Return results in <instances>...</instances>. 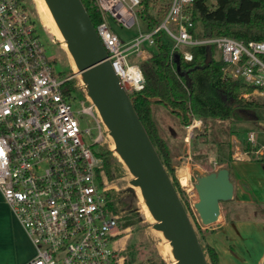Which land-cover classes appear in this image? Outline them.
I'll return each mask as SVG.
<instances>
[{
  "label": "built area",
  "instance_id": "2783aa9c",
  "mask_svg": "<svg viewBox=\"0 0 264 264\" xmlns=\"http://www.w3.org/2000/svg\"><path fill=\"white\" fill-rule=\"evenodd\" d=\"M91 1L102 16L95 27L108 60L129 94L145 81L140 62L130 63V57H149L159 37L170 42V61L181 53L191 61L194 46L212 48L225 63L224 75L254 84L253 94L264 100V41L197 36L189 10L194 0H171L156 23L140 14L141 0ZM113 22L139 32L125 39ZM46 43L26 0H0V192L35 247L25 264H125L121 214L112 204L105 158L93 148L108 136L94 106L75 86L68 88L71 77L58 69ZM195 122L201 120L187 126V143ZM257 133L249 131L246 139L253 148ZM234 143V157H245L242 143ZM179 181L189 198L197 197L193 184L190 194Z\"/></svg>",
  "mask_w": 264,
  "mask_h": 264
},
{
  "label": "water",
  "instance_id": "95a60500",
  "mask_svg": "<svg viewBox=\"0 0 264 264\" xmlns=\"http://www.w3.org/2000/svg\"><path fill=\"white\" fill-rule=\"evenodd\" d=\"M44 1L67 45L76 73L72 78L76 92L94 106L113 143L108 160L121 163L129 175L128 186L121 191L123 198L115 207L122 214L140 212L144 216L142 201L153 220L151 229L169 244L173 264H211L201 239L208 238L212 225L223 220L222 203L234 198L230 169L223 166L195 178L198 198L194 207L206 226V232L199 235L178 186L136 110L135 96L129 94L108 60L83 0ZM208 50L209 62L212 52L210 47ZM189 118L193 120L191 115Z\"/></svg>",
  "mask_w": 264,
  "mask_h": 264
},
{
  "label": "trees",
  "instance_id": "16d2710c",
  "mask_svg": "<svg viewBox=\"0 0 264 264\" xmlns=\"http://www.w3.org/2000/svg\"><path fill=\"white\" fill-rule=\"evenodd\" d=\"M170 1L141 0L140 14L149 23L159 22L166 14ZM83 2L93 23L98 25L102 16L97 6L91 0ZM151 9H157V13L154 15L150 12ZM189 10L192 20L201 23L197 36L226 35L243 41H264V0H194ZM157 38L158 50L140 62L145 79L144 87L130 95L135 96L136 110L182 197L189 201V196L181 188L172 160L176 147L160 133L158 106L162 105L177 115L181 126L187 128L191 123L190 115L232 122H264V100L253 94L257 89L254 84L225 76V63L216 58L214 53H211L208 62V46L191 47V61L183 60L181 52L178 60L170 61V42ZM67 85L69 89H74L72 81ZM243 147L253 160L264 164V150L257 152V148L250 146L245 139ZM229 156L231 158L228 160H231L232 153H228L227 157ZM106 165L105 158V167ZM223 166L229 168L228 162ZM112 204L115 207V203ZM208 246L212 264H219L215 248ZM128 252L125 264H138L134 250L129 248Z\"/></svg>",
  "mask_w": 264,
  "mask_h": 264
},
{
  "label": "rangeland",
  "instance_id": "374dc122",
  "mask_svg": "<svg viewBox=\"0 0 264 264\" xmlns=\"http://www.w3.org/2000/svg\"><path fill=\"white\" fill-rule=\"evenodd\" d=\"M29 1L32 3L34 10L37 14V22L40 26L42 33L45 36V40L47 41L46 47L48 52L51 55L55 56V61L58 69L63 70V72H65L69 77H71V81L74 84V80L72 78L76 77V73L74 68L72 67V64L70 62L71 60L67 51L61 45L60 40H58L52 33L50 34L48 30L45 29L44 31V29L41 28V19L37 12L35 2L34 0ZM150 12L155 15L157 13V9H151ZM141 25L145 29V25ZM113 27L116 33H118L125 39H130L139 32V28L137 26L132 28H126L122 27L116 22H113ZM197 27L199 29L201 28L200 22H197ZM151 50L157 51L158 48L152 47ZM141 60L142 57L132 55L129 59V62L138 63L141 62ZM255 97L261 99V97H259L258 95H255ZM157 112L161 135L169 142L168 136L170 134L168 126H171L177 131V133L179 132L178 134H180L181 136L182 140L180 142L182 143L176 141V143L174 144V146L177 148L176 151L172 154V160L176 167V173L179 178L180 168L182 166H189L190 186L188 189L190 194L193 193V189L191 188V186L193 184L194 188V182L197 174L218 170L219 168L223 167V164L227 162L228 158H231L230 156L227 157V155L228 153H233V150L236 147L234 143L235 137H238L241 141H243L244 139L246 140L248 132L251 131L250 129H252L258 132L256 135L258 144L256 145L259 146V144L261 145L264 143V122H232L229 120H219L213 118L202 119L196 116L198 120L201 119V123L195 131H192L195 126L192 128L190 127L189 130L190 132L194 133V137L191 140L190 146L187 145L185 147V151L182 152L183 150L180 151L178 150V148L182 149L184 147V137L182 135H184V133L186 134L187 128L181 126L179 119L177 118L178 116L173 114L169 109L165 108L164 106H158ZM88 125L90 124L88 123ZM97 133L98 130L93 129V136ZM93 148L96 152H102L101 156L107 159V165L105 167V173L107 177L106 182L107 186H109L110 194L112 199L114 200V203H117V201L122 200L123 198V194L121 193V191L128 186L129 175L123 168L121 163H119L118 161L114 163L112 162V160H108V158H112V154L109 150V148L111 149L109 137L107 139L103 138L100 142L94 144ZM186 151H188L187 154H185ZM209 154L215 155V160L217 162L216 165L213 164L208 158ZM245 157H247L246 159H254L250 157V154L246 155ZM220 158H222L221 161L219 160ZM254 162L260 164L259 166L261 168V173L264 174V169L261 165V162ZM111 171H114L116 173L115 177H112ZM261 182H264V176L263 179L259 181V183ZM260 191H264V185L260 187ZM194 195L197 196V193H194ZM197 198L198 196L194 197L192 195V197L189 198V201L185 200L184 198L183 199L197 233L199 235H202L206 232V226L202 223L199 214L194 207V202L197 200ZM222 206L223 208H228V203L223 202ZM116 210L118 213L121 214L120 223L121 228L124 230L123 238L121 240H123V244H126L125 253L127 254V257L129 256L128 250L129 248H131L134 250L138 264H169V257L163 249L164 242L161 236L151 229L150 226L151 222L153 221L145 215L142 205L140 207V210L143 212L145 218L141 215L140 212L122 214L120 211H118L117 208ZM219 225L220 223L213 224L211 232L217 231L219 229ZM207 240V238L201 239L204 249L206 250V253L209 257L208 245L210 244Z\"/></svg>",
  "mask_w": 264,
  "mask_h": 264
},
{
  "label": "crops",
  "instance_id": "0c3cea01",
  "mask_svg": "<svg viewBox=\"0 0 264 264\" xmlns=\"http://www.w3.org/2000/svg\"><path fill=\"white\" fill-rule=\"evenodd\" d=\"M193 119L197 120L196 117ZM198 127L195 126L192 131ZM168 130L169 143L174 145L182 140L173 127L168 126ZM193 134L187 143V130L184 147L178 150L184 152L185 147L190 146ZM235 139L243 146V141L238 137ZM259 146H264V143ZM208 158L212 163L215 161L214 154H209ZM246 158L232 156L231 160L227 159L235 185L234 198L227 202L228 208L222 206L223 220L219 229L207 238L218 254L219 264H264V191H260L264 182L259 183L264 174L259 163ZM261 165L264 169V164ZM34 255L35 247L30 237L0 192V264H25Z\"/></svg>",
  "mask_w": 264,
  "mask_h": 264
},
{
  "label": "bare ground",
  "instance_id": "6f19581e",
  "mask_svg": "<svg viewBox=\"0 0 264 264\" xmlns=\"http://www.w3.org/2000/svg\"><path fill=\"white\" fill-rule=\"evenodd\" d=\"M26 1H27V4L32 9V11L34 12V15L37 19V14L34 10L32 3L29 0H26ZM34 2H35V6H36L37 12L39 14V17L41 19V28L44 29V31H45V29L48 30L50 32V34L52 33L58 40H60L61 45L64 47V49L68 53L67 45H66L65 41L63 40L62 35L58 31L48 9L46 8L45 1L44 0H34ZM70 60H71V58H70ZM70 62L72 64V67L74 68L72 61H70ZM74 70H75V68H74ZM96 122L99 124V122L97 120H96ZM194 126H199L198 122H195L194 124L190 125L189 129H190V127L192 128ZM110 147L113 150L114 146H113V143L111 140H110ZM179 175H180V179H181L183 185L190 186L189 166H182L179 170ZM141 203H142L141 205H142V208L144 210L145 215L152 220V217H151L150 213L148 212V210L146 209V207L144 206V203L142 201H141ZM163 242H164L163 249L165 250V253L169 257V264H173L174 260L172 259L171 254H170L169 244H168V242H165V241H163Z\"/></svg>",
  "mask_w": 264,
  "mask_h": 264
}]
</instances>
